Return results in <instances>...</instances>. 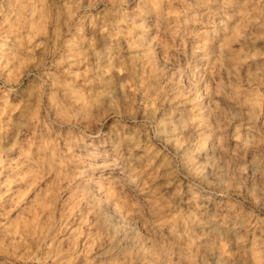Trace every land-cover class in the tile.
<instances>
[{"label": "clouds", "instance_id": "obj_1", "mask_svg": "<svg viewBox=\"0 0 264 264\" xmlns=\"http://www.w3.org/2000/svg\"><path fill=\"white\" fill-rule=\"evenodd\" d=\"M0 264H264V0H0Z\"/></svg>", "mask_w": 264, "mask_h": 264}]
</instances>
